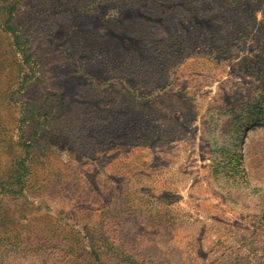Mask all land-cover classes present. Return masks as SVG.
<instances>
[{"label":"rangeland","instance_id":"1","mask_svg":"<svg viewBox=\"0 0 264 264\" xmlns=\"http://www.w3.org/2000/svg\"><path fill=\"white\" fill-rule=\"evenodd\" d=\"M0 264H264V0H0Z\"/></svg>","mask_w":264,"mask_h":264}]
</instances>
